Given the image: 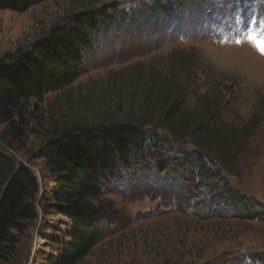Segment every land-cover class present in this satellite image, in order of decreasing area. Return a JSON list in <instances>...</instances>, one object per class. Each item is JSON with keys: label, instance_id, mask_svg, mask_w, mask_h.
Listing matches in <instances>:
<instances>
[{"label": "rangeland", "instance_id": "obj_1", "mask_svg": "<svg viewBox=\"0 0 264 264\" xmlns=\"http://www.w3.org/2000/svg\"><path fill=\"white\" fill-rule=\"evenodd\" d=\"M150 2L48 0L24 12L0 9L1 63L47 37L54 25L75 12L106 3L131 13L147 6L138 25L121 15L98 27L81 75L37 103L40 123L24 146L7 140L6 125L0 124V136L8 141L0 140L1 146L12 145L4 147L6 152L31 167L41 184L39 217L21 236L11 264H42L40 257L49 248L37 250L45 244L42 235L67 225L62 216L42 213L41 204L51 197V176L38 158L40 148L62 128L97 124L105 109L106 115L114 112L112 117H121L125 109L142 115L137 109L150 84L171 81L186 85L189 107L200 118L246 128L243 141L232 156L205 154L203 163L195 161L197 148L173 138L168 143L174 149L165 145L157 152L148 145L145 160L130 155L127 167L114 161L100 178L118 226L81 264H264V212L251 218L248 211L260 212L257 204L264 203V55L254 42L264 44V0H187L177 21L155 14ZM150 102L146 97L144 103ZM156 131L163 134L153 129L151 135ZM182 147L188 151L185 162ZM199 166L223 178L215 190H210L213 182L202 184ZM200 191L207 200L200 199ZM232 191L241 196L229 197ZM254 255L261 257L259 262L254 263Z\"/></svg>", "mask_w": 264, "mask_h": 264}, {"label": "trees", "instance_id": "obj_2", "mask_svg": "<svg viewBox=\"0 0 264 264\" xmlns=\"http://www.w3.org/2000/svg\"><path fill=\"white\" fill-rule=\"evenodd\" d=\"M45 1L48 0H0V9L24 12ZM148 6L155 14H168L177 21L182 17L180 10L185 9L188 2L151 0ZM146 9L144 5L138 10L134 8L131 13L114 3H106L75 12L54 25L47 37L2 60L0 124L6 125L4 135L7 140L24 146L33 126L40 123L37 103L42 102L47 93L69 87L81 75L86 56L94 51L92 37L98 27L113 23L115 17L121 15L138 25L145 19ZM150 86L152 89L146 96L143 94L145 97L137 109L144 111L142 115L125 113V109L120 113L124 117L116 114L112 117L114 112L106 115L104 111L108 109H105L97 124L82 129L62 128L57 137L40 148L38 158L45 162L51 176V197L41 204L42 213L62 216L67 224L64 230L56 227L52 233L42 235L45 244L37 250L49 247L46 248L47 255L40 257L42 264H81L118 226V214L112 201L105 196L104 181L100 178L117 159L127 167L130 155L145 160L143 154L148 145L157 152L165 145L174 149L168 143L173 138L197 148L195 161L202 162L205 154L232 156L243 141L246 128H230L218 123L217 119L211 122V119L200 118L189 107L190 91L184 83L171 81L167 85ZM142 89L145 91L146 87ZM146 97L151 101L149 105L144 103ZM153 129L161 130L163 134L156 131L153 136L150 132ZM0 140L6 139L0 136ZM4 147L12 148V145L6 143ZM4 147L0 144V264H11L18 256L21 236L39 217L37 197L41 184L32 168L18 162ZM179 151L185 162L187 148L182 147ZM199 167L202 184L207 186L213 182L210 190H215L214 184H220L223 178L204 166ZM177 179L181 182L180 177ZM199 193L201 200H207L205 191ZM232 196L238 198L241 195L232 191L229 197ZM257 205L261 211L252 213L254 208H248L249 217L259 218L264 212V203ZM253 258L257 263L261 257L254 255ZM177 264L186 262L178 261Z\"/></svg>", "mask_w": 264, "mask_h": 264}, {"label": "snow or ice", "instance_id": "obj_3", "mask_svg": "<svg viewBox=\"0 0 264 264\" xmlns=\"http://www.w3.org/2000/svg\"><path fill=\"white\" fill-rule=\"evenodd\" d=\"M250 39H253L254 40V38H252V37H250ZM240 42H241L240 40H237L236 41L237 44H239ZM257 48L259 49L260 54L261 55H264V44H257Z\"/></svg>", "mask_w": 264, "mask_h": 264}, {"label": "clouds", "instance_id": "obj_4", "mask_svg": "<svg viewBox=\"0 0 264 264\" xmlns=\"http://www.w3.org/2000/svg\"><path fill=\"white\" fill-rule=\"evenodd\" d=\"M254 42L257 43V44H259V42H256L255 40H254Z\"/></svg>", "mask_w": 264, "mask_h": 264}, {"label": "built area", "instance_id": "obj_5", "mask_svg": "<svg viewBox=\"0 0 264 264\" xmlns=\"http://www.w3.org/2000/svg\"><path fill=\"white\" fill-rule=\"evenodd\" d=\"M25 264H30V263H25Z\"/></svg>", "mask_w": 264, "mask_h": 264}]
</instances>
